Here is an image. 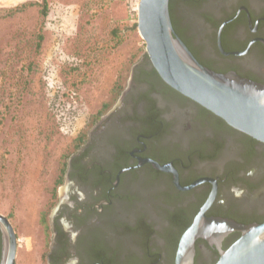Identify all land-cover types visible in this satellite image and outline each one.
I'll return each instance as SVG.
<instances>
[{
	"label": "flooded vegetation",
	"instance_id": "af4514ba",
	"mask_svg": "<svg viewBox=\"0 0 264 264\" xmlns=\"http://www.w3.org/2000/svg\"><path fill=\"white\" fill-rule=\"evenodd\" d=\"M170 9L177 35L201 63L264 83V0H171ZM65 178L48 264H172L173 219L193 222L210 199L207 217L264 222V142L173 89L148 55L121 104L71 156ZM109 224L130 247L102 235ZM239 236L231 233L222 247ZM2 242L0 229V260ZM196 249L195 264L219 259L204 239Z\"/></svg>",
	"mask_w": 264,
	"mask_h": 264
},
{
	"label": "rangeland",
	"instance_id": "374dc122",
	"mask_svg": "<svg viewBox=\"0 0 264 264\" xmlns=\"http://www.w3.org/2000/svg\"><path fill=\"white\" fill-rule=\"evenodd\" d=\"M8 1L0 0V213L18 236L16 264H48L69 159L147 55L140 0ZM107 228L111 243L130 247Z\"/></svg>",
	"mask_w": 264,
	"mask_h": 264
},
{
	"label": "water",
	"instance_id": "95a60500",
	"mask_svg": "<svg viewBox=\"0 0 264 264\" xmlns=\"http://www.w3.org/2000/svg\"><path fill=\"white\" fill-rule=\"evenodd\" d=\"M170 1H139L138 29L152 65L173 89L232 127L264 142V83L233 71L217 72L201 63L177 35ZM121 102L122 98L118 105ZM176 182L180 186L178 179ZM210 203L211 199L182 234L175 264H195L198 239L218 247L220 257L215 264H264V222L246 224L232 218L207 217L205 211ZM0 229L3 238L0 264H16L18 236L10 218L2 213ZM234 232L240 236L224 249V240Z\"/></svg>",
	"mask_w": 264,
	"mask_h": 264
},
{
	"label": "trees",
	"instance_id": "16d2710c",
	"mask_svg": "<svg viewBox=\"0 0 264 264\" xmlns=\"http://www.w3.org/2000/svg\"><path fill=\"white\" fill-rule=\"evenodd\" d=\"M46 13H47V11H46V4H45V10H43V15H46ZM173 220H174L173 223L175 225V233L172 234V237L169 241V253H170L169 255H170V258H172V264H175L174 260H175V255H176V251L178 248L179 240H180L182 234L184 233V231L192 223V221L191 220L186 221V220L180 219V218H174ZM200 240H203V239H200ZM229 245L225 246V249L228 248ZM145 248L147 249L149 258L152 259L154 257L152 255L153 254L152 252H154V251H151L152 249L148 248L146 246H145ZM219 257H220V255H219Z\"/></svg>",
	"mask_w": 264,
	"mask_h": 264
},
{
	"label": "bare ground",
	"instance_id": "6f19581e",
	"mask_svg": "<svg viewBox=\"0 0 264 264\" xmlns=\"http://www.w3.org/2000/svg\"><path fill=\"white\" fill-rule=\"evenodd\" d=\"M9 2H13V0H10V1L6 2V3H9ZM9 4H10V3H9Z\"/></svg>",
	"mask_w": 264,
	"mask_h": 264
}]
</instances>
